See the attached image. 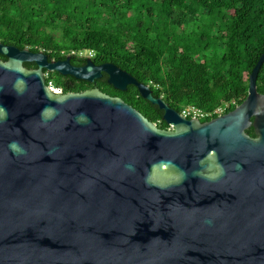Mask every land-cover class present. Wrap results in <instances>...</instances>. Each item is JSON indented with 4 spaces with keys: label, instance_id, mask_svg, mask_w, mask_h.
<instances>
[{
    "label": "water",
    "instance_id": "obj_1",
    "mask_svg": "<svg viewBox=\"0 0 264 264\" xmlns=\"http://www.w3.org/2000/svg\"><path fill=\"white\" fill-rule=\"evenodd\" d=\"M0 54V264H264V51L246 97L206 121L111 62ZM45 71L133 84L169 127L97 87L52 92Z\"/></svg>",
    "mask_w": 264,
    "mask_h": 264
},
{
    "label": "trees",
    "instance_id": "obj_2",
    "mask_svg": "<svg viewBox=\"0 0 264 264\" xmlns=\"http://www.w3.org/2000/svg\"><path fill=\"white\" fill-rule=\"evenodd\" d=\"M0 41L43 50L49 60L68 55L75 65L90 52L95 64L114 63L175 110L213 111L228 103L227 112L246 97L249 73L264 51V0H0ZM45 73L61 92L97 87L169 127L133 84L119 90L106 74L88 82ZM256 88L264 93V61ZM245 131L255 136L252 126Z\"/></svg>",
    "mask_w": 264,
    "mask_h": 264
},
{
    "label": "built area",
    "instance_id": "obj_3",
    "mask_svg": "<svg viewBox=\"0 0 264 264\" xmlns=\"http://www.w3.org/2000/svg\"><path fill=\"white\" fill-rule=\"evenodd\" d=\"M89 54L91 55V53L89 52ZM46 76V73H45ZM47 87L52 91V92H56L59 93L61 92L60 87L56 86L53 84L52 81H46ZM228 107V103H224L220 106H218L216 109H214L213 111H204L196 106L193 105H187L184 106L179 112L181 115L190 118H198V119H206V118H211L213 113L214 114H222L224 113V110Z\"/></svg>",
    "mask_w": 264,
    "mask_h": 264
},
{
    "label": "rangeland",
    "instance_id": "obj_4",
    "mask_svg": "<svg viewBox=\"0 0 264 264\" xmlns=\"http://www.w3.org/2000/svg\"><path fill=\"white\" fill-rule=\"evenodd\" d=\"M83 55H86L87 57H90L91 58V56H92V54L90 55L89 53H87V52H81Z\"/></svg>",
    "mask_w": 264,
    "mask_h": 264
},
{
    "label": "flooded vegetation",
    "instance_id": "obj_5",
    "mask_svg": "<svg viewBox=\"0 0 264 264\" xmlns=\"http://www.w3.org/2000/svg\"><path fill=\"white\" fill-rule=\"evenodd\" d=\"M75 65V64H74Z\"/></svg>",
    "mask_w": 264,
    "mask_h": 264
}]
</instances>
